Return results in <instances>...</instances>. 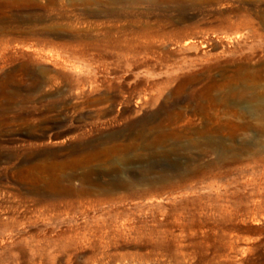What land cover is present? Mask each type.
Here are the masks:
<instances>
[{
  "label": "rangeland",
  "instance_id": "374dc122",
  "mask_svg": "<svg viewBox=\"0 0 264 264\" xmlns=\"http://www.w3.org/2000/svg\"><path fill=\"white\" fill-rule=\"evenodd\" d=\"M149 119L180 138L38 194ZM0 264H264V0H0Z\"/></svg>",
  "mask_w": 264,
  "mask_h": 264
},
{
  "label": "bare ground",
  "instance_id": "6f19581e",
  "mask_svg": "<svg viewBox=\"0 0 264 264\" xmlns=\"http://www.w3.org/2000/svg\"><path fill=\"white\" fill-rule=\"evenodd\" d=\"M248 77H250V76H248ZM258 87H259V85L252 87V85L249 84V86L247 87L246 90L243 89L241 96H244L251 89L255 91L256 89H258ZM250 103H251V100H250ZM254 107H255V105H254ZM165 122H167V121H165ZM164 124H166V123H164ZM137 126H138V129L131 132L129 135H126L129 139H132V142H130V143L117 144V146L111 145L110 147L105 148V149L97 148V147H95L94 144H86L84 146H81V148L75 147L74 150L72 152H70V153H72V155L69 158L67 157L66 159L63 158V160H57L50 166L48 176L47 177L45 176L43 178L44 180L42 179V181H44V183H45V187L41 192H38V194H42L44 196H53V197L64 196V195L69 194V195H73V196L80 197V198L83 196H86V195H92V194H94V192L97 189H100V186H98L94 182V179L92 177V174L94 172V169H92V165L94 164L95 161L98 160L99 157H101L103 155H105L107 157L110 155H115V156L116 155L117 156L123 155L124 156L125 154H127L131 151L137 152L138 150L143 149V150L147 151L146 157L151 158L152 155L155 156V153L157 152L156 150L158 148L161 147L163 149V146H165L168 141L174 140V139H179L181 136L180 134L179 135L175 134L172 131L169 132L168 129H166V127L164 125H161V126L153 125V123L151 122L150 119H149V121H146V122H144V121L139 122L137 124ZM206 127H208V126H206ZM218 128L215 129V128L210 127V130L214 129V131H212V132L215 133L218 130ZM169 129H170V127H169ZM197 133H198V130H197ZM209 139H210V137H209ZM211 143H212V140H211ZM213 144L214 145H220L221 143L213 142ZM94 147L97 148L96 151L93 153L90 152L89 149L91 150ZM225 151H228V149H225ZM142 157H143L142 154H135V156L132 157V159H129V158L124 156L120 162L128 163V162L133 161V160L140 161V159ZM112 160H113V158H112ZM128 165H130V164H128ZM154 165H152L150 168H147L144 172H146V174L151 173L155 168ZM106 167H108V166H106ZM157 168H158V166H157ZM65 169H69V172H65L64 171ZM109 171H111V170H109ZM125 172H126V170H125ZM123 174H125V173H123ZM142 176H144V175H142ZM120 177H121V175H120ZM144 179L145 178H143V180ZM121 185H122V183H121ZM68 199H69V197H68ZM42 200L45 201L46 198H42ZM47 201L52 206H55V207L59 206V202L56 199H53V198H52V200L47 199ZM107 202H108L107 200H103V199H97V200L88 199V201L79 200L81 207H83L85 209H89L92 207H100ZM71 203H73V202H71Z\"/></svg>",
  "mask_w": 264,
  "mask_h": 264
}]
</instances>
